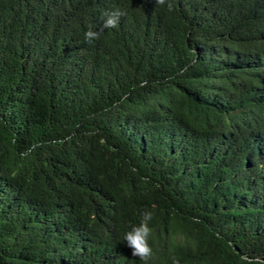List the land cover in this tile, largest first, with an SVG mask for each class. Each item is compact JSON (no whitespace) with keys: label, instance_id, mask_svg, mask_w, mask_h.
I'll return each mask as SVG.
<instances>
[{"label":"trees","instance_id":"16d2710c","mask_svg":"<svg viewBox=\"0 0 264 264\" xmlns=\"http://www.w3.org/2000/svg\"><path fill=\"white\" fill-rule=\"evenodd\" d=\"M0 264H264V0H0Z\"/></svg>","mask_w":264,"mask_h":264}]
</instances>
